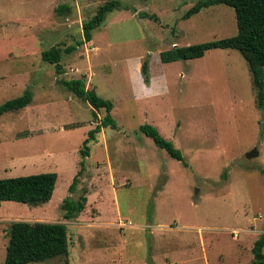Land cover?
Segmentation results:
<instances>
[{"label": "rangeland", "instance_id": "obj_1", "mask_svg": "<svg viewBox=\"0 0 264 264\" xmlns=\"http://www.w3.org/2000/svg\"><path fill=\"white\" fill-rule=\"evenodd\" d=\"M197 1L120 0L91 41L62 54L57 76L41 53L81 39L82 21L104 1L0 0V104L32 92L28 106L0 116V178L57 174L48 202H0V264L18 220L61 222L70 236L67 256L27 264H252L264 235V109L247 62L230 48L167 63L159 57L237 33L226 4L183 19ZM60 4L69 11L56 12ZM58 77H85L88 89L113 102L117 125L89 142L73 193L82 142L105 111L93 118ZM142 124L156 127L184 162L140 132ZM254 148L258 155L246 157ZM83 189L84 210L64 219L63 199L77 200Z\"/></svg>", "mask_w": 264, "mask_h": 264}, {"label": "trees", "instance_id": "obj_2", "mask_svg": "<svg viewBox=\"0 0 264 264\" xmlns=\"http://www.w3.org/2000/svg\"><path fill=\"white\" fill-rule=\"evenodd\" d=\"M103 1L90 18L82 21L81 39L64 49L54 45L41 53L42 60L54 66L57 76L64 72L61 64L62 54L72 52L82 44L89 42L93 37V32L104 22L107 13L121 5L120 0ZM215 4H226L233 8L237 33L232 36L186 46L175 45L167 51L160 52V60L163 63L189 60L202 57L210 49H236L246 60L251 73L257 107L264 109V0H199L183 13L182 18L188 19L200 12L202 8ZM63 10L69 11V7L66 4H60L56 7L58 13ZM141 74L145 84H148L150 76L148 60L146 59L141 65ZM57 82L79 99L87 101L92 107L93 118L97 119V111L101 109L105 111L103 117L99 119L95 127L87 132V137L82 142V148L79 150L82 157L80 168L68 189L70 193H73L80 182L79 176L84 170V158L89 156V142L96 138V134L102 128H116L117 125L110 114L113 102L97 95L93 89H88L85 77L70 79L58 77ZM31 101L32 92L30 88H27L21 95L0 104V116L7 112L24 109ZM139 131L150 137L156 146L165 150L171 157L184 162L181 151L171 141L164 138L156 127L150 124H142L139 126ZM262 173L264 175V169ZM56 180L57 174L55 172L0 178V202L14 201L33 206L43 204L51 199ZM86 193L87 190L83 189L77 200L72 199L70 196L63 199L61 208L64 211V219L75 218L84 210L87 202ZM69 243L70 236L64 223L12 221L7 229V244L3 264H27L42 262L53 257L67 256ZM263 245L264 235L256 241L252 249V264H264ZM64 264L70 263L66 260Z\"/></svg>", "mask_w": 264, "mask_h": 264}, {"label": "water", "instance_id": "obj_3", "mask_svg": "<svg viewBox=\"0 0 264 264\" xmlns=\"http://www.w3.org/2000/svg\"><path fill=\"white\" fill-rule=\"evenodd\" d=\"M257 155H258V151L256 148H254L251 151L246 153V157H248V158L253 157V156H257Z\"/></svg>", "mask_w": 264, "mask_h": 264}, {"label": "crops", "instance_id": "obj_4", "mask_svg": "<svg viewBox=\"0 0 264 264\" xmlns=\"http://www.w3.org/2000/svg\"><path fill=\"white\" fill-rule=\"evenodd\" d=\"M90 41H91V40H90ZM140 58H141V56H140V57H138L137 59H139V61H140ZM139 61H138V62H139ZM149 82H150V80H149ZM148 84L150 85V83H148ZM148 84H146V85H145V84H143V85H144V86H149Z\"/></svg>", "mask_w": 264, "mask_h": 264}]
</instances>
